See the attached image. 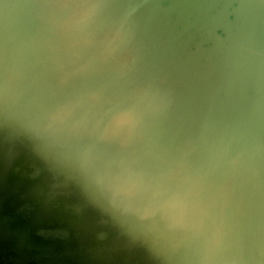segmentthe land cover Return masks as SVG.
I'll return each instance as SVG.
<instances>
[{"label": "water", "instance_id": "1", "mask_svg": "<svg viewBox=\"0 0 264 264\" xmlns=\"http://www.w3.org/2000/svg\"><path fill=\"white\" fill-rule=\"evenodd\" d=\"M0 264H264V0H0Z\"/></svg>", "mask_w": 264, "mask_h": 264}]
</instances>
